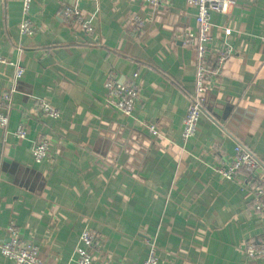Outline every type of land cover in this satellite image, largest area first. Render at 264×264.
Here are the masks:
<instances>
[{
	"label": "crops",
	"instance_id": "0c3cea01",
	"mask_svg": "<svg viewBox=\"0 0 264 264\" xmlns=\"http://www.w3.org/2000/svg\"><path fill=\"white\" fill-rule=\"evenodd\" d=\"M78 9L92 27L65 22ZM22 0H0V97L13 107L0 127V244L14 225L44 264H77L81 236L97 235V264H142L149 240L159 264H264L244 245L264 237V214L252 207L243 180L215 172L236 141L264 164V0H237L212 14L210 52L232 55L205 93L197 133L182 142L197 79V8L186 0H33L20 34ZM134 83V118L106 105L109 76ZM58 110L43 118L39 103ZM0 106V111H1ZM27 118V139L13 133ZM149 126H155L151 134ZM49 158L32 154L40 137ZM0 264H17L2 256Z\"/></svg>",
	"mask_w": 264,
	"mask_h": 264
},
{
	"label": "built area",
	"instance_id": "2783aa9c",
	"mask_svg": "<svg viewBox=\"0 0 264 264\" xmlns=\"http://www.w3.org/2000/svg\"><path fill=\"white\" fill-rule=\"evenodd\" d=\"M23 1V14L26 19L20 25V33L22 35L33 36L37 28L32 22L27 20L33 0ZM188 4L197 8L196 22L199 25L197 36L186 34L185 43L192 45L196 42L197 47V79L194 92L189 96V106L184 118V128L182 132V142L187 144L197 133V128L204 113L205 93L212 87L211 84L218 81L222 73L225 62L232 55L231 48L227 45L217 54L210 52L208 44L212 40V14H228L230 10L236 6L237 0H186ZM153 3L166 4L168 0H152ZM58 16L62 20L69 21L81 25L85 33L91 34L92 27L85 20L81 12L72 7L66 6L62 9ZM264 42V36L262 37ZM213 60L211 63L210 61ZM0 63L6 64L7 60L0 56ZM10 64V63H9ZM15 68V79H20L25 70L19 65L10 64ZM106 105L107 107L118 111L119 113L134 118L135 107L139 101L138 87L132 84L120 83L115 76L111 75L105 83ZM0 106L9 110L12 104L10 92H5L0 97ZM40 113L43 116L51 118H59V112L47 103L41 104ZM7 124V120L0 118V125ZM27 125V118L24 117L18 125V135L25 136L26 131L24 125ZM0 126V127H1ZM5 128V127H2ZM152 134L156 133L155 126H149ZM42 142L33 148V156L36 162H41L49 157L50 144L49 140L43 139ZM39 140V141H40ZM215 172L229 181L243 180L244 191H250L253 194V201L256 209L264 212V164L260 159L252 153L245 145L240 142L235 143L234 154L231 159L222 160L215 169ZM241 173V174H240ZM242 175V176H239ZM14 225L8 228L10 239L0 244V253L3 257L16 262L17 264H44L39 255V248L33 244L23 243L19 237V232ZM149 254L142 264H159L160 258L156 250V242L149 240ZM82 250L77 264H97L93 260L91 250L97 245V235L86 230L81 236ZM244 252L248 260L257 261L264 259V238L247 242L244 245Z\"/></svg>",
	"mask_w": 264,
	"mask_h": 264
},
{
	"label": "rangeland",
	"instance_id": "374dc122",
	"mask_svg": "<svg viewBox=\"0 0 264 264\" xmlns=\"http://www.w3.org/2000/svg\"><path fill=\"white\" fill-rule=\"evenodd\" d=\"M25 20H23V22H24ZM63 21H65V22H69V21H73V20H63ZM1 56V55H0ZM2 57V56H1ZM3 58V57H2ZM7 60V59H6ZM6 64H8V65H10L9 64V62H8V60H7V63ZM16 64H14V66H15ZM43 102H40L38 105H39V108H38V110H39V112H40V109H41V104H42ZM107 104V103H106ZM2 107V106H1ZM12 107H13V100H12V104H11V106H10V108H9V110L7 111V108L4 106V107H2L1 108V111H0V118L1 119H3V120H7V124L6 125H4V126H1V127H7L8 126V123H9V112H10V110L12 109ZM58 111V110H57ZM41 114V113H40ZM60 114V113H59ZM40 117H43V118H51V117H47V116H43L42 114H41V116ZM60 117V116H59ZM52 119H58V118H52ZM24 129H25V131H26V134H25V136H23V137H20L19 135H18V128L16 129V131L13 133V135L15 136V138L16 139H18V140H25V139H27V125L25 124L24 125ZM44 140L46 139L47 140V138L46 137H44L43 138ZM48 141V140H47ZM42 142V139L40 140V141H38V142H36V143H34V146H33V148H36L40 143ZM241 174V173H240ZM239 176H242V175H239Z\"/></svg>",
	"mask_w": 264,
	"mask_h": 264
},
{
	"label": "trees",
	"instance_id": "16d2710c",
	"mask_svg": "<svg viewBox=\"0 0 264 264\" xmlns=\"http://www.w3.org/2000/svg\"><path fill=\"white\" fill-rule=\"evenodd\" d=\"M22 8H23V1H22ZM22 10H23V9H22ZM20 25H21V24H20ZM19 31H20V26H19ZM37 31H38V28H37ZM37 31H36V33H37ZM36 33H35V34H36ZM20 34H21V33H20ZM26 36H27V35H26ZM33 36H35V35H33ZM197 58H198V57H197ZM210 62L212 63L213 60H211ZM197 63H199L198 60H197ZM109 77H110V76H109ZM109 77H108V78H109ZM116 79H117V78H116ZM107 80H108V79H107ZM106 82H107V81H106ZM124 84H125V83H124ZM130 84H132V83H129V85H130ZM104 87H105V86H104ZM105 90H106V89H105ZM137 90H138V94H139V88H138ZM7 92H8V91H7ZM4 93H5V92H4ZM1 96H2V95H1ZM139 96H140V94H139ZM0 104H1V103H0ZM188 106H189V104H188ZM204 112H205V108H204ZM203 114H204V113H203ZM122 115H123V114H122ZM124 116H125V115H124ZM126 117H127V116H126ZM201 117H202V116H201ZM183 128H184V123H183ZM149 131H150V130H149ZM150 133H151V132H150ZM151 134H152V133H151ZM155 134H156V133H155ZM195 135H196V134H195ZM44 137H45V136H44ZM194 137H195V136H194ZM194 137H193V138H194ZM193 138H192V139H193ZM39 140H40V139H39ZM189 142H190V141H189ZM236 142H238V141H236ZM243 145H244V144H243ZM32 154H33V150H32ZM33 158H34V156H33ZM47 158H49V157H47ZM47 158H45V159H47ZM45 159H44V160H45ZM34 160H35V159H34ZM42 161H43V160H42ZM42 161H41V162H42ZM41 162H39V163H41ZM37 163H38V162H37ZM218 164H219V163H218ZM249 192H250V191H249ZM252 197H253V194H252ZM252 201H253V200H252ZM252 207H253V210H255L256 212H259V213H263V214H264L263 211L256 209V207H255V205H254V201L252 202ZM263 238H264V237H263ZM261 239H262V238H261ZM251 241H254V242H255L256 239L249 240L248 242H251Z\"/></svg>",
	"mask_w": 264,
	"mask_h": 264
}]
</instances>
